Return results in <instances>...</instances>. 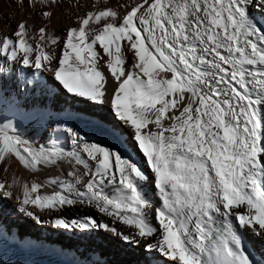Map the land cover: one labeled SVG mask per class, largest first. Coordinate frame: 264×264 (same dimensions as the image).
<instances>
[{
	"label": "snow or ice",
	"instance_id": "obj_1",
	"mask_svg": "<svg viewBox=\"0 0 264 264\" xmlns=\"http://www.w3.org/2000/svg\"><path fill=\"white\" fill-rule=\"evenodd\" d=\"M15 3L0 30V207L134 264H264L249 239L264 253V0ZM61 88L119 127L90 135L39 102Z\"/></svg>",
	"mask_w": 264,
	"mask_h": 264
},
{
	"label": "bare ground",
	"instance_id": "obj_2",
	"mask_svg": "<svg viewBox=\"0 0 264 264\" xmlns=\"http://www.w3.org/2000/svg\"><path fill=\"white\" fill-rule=\"evenodd\" d=\"M16 9L15 0H0V30L14 29L15 22L19 19ZM10 15L13 16L11 21L7 19ZM58 17L54 19L53 27L60 32L68 21L59 12ZM39 102H47L54 110L60 112L62 117L74 120L90 135L102 136L104 134L102 129L95 126L97 122H103L106 127L112 125L119 127V122L115 119L108 104L93 105L82 98L66 94L62 88L54 99L45 98ZM3 111V107L0 106V114H3ZM81 113L86 115V119H75ZM141 159H143L142 156ZM47 174L49 173L41 174V179ZM11 203V201L8 202L9 206ZM81 211L88 210L72 209L71 213ZM43 218L50 219L51 217L45 215ZM0 220L7 226L6 231L0 232V264H76L78 260L88 261V264H134L137 259L134 250L103 241L96 235L68 232L51 225H37L18 213L10 212L7 208L0 207ZM13 235H16L17 239L13 240ZM249 239L257 254L264 255L261 252V244L251 237ZM70 245H74L76 250Z\"/></svg>",
	"mask_w": 264,
	"mask_h": 264
},
{
	"label": "rangeland",
	"instance_id": "obj_3",
	"mask_svg": "<svg viewBox=\"0 0 264 264\" xmlns=\"http://www.w3.org/2000/svg\"><path fill=\"white\" fill-rule=\"evenodd\" d=\"M66 245H69V244H66ZM70 246L76 250V248H75V246H74V245H70Z\"/></svg>",
	"mask_w": 264,
	"mask_h": 264
}]
</instances>
